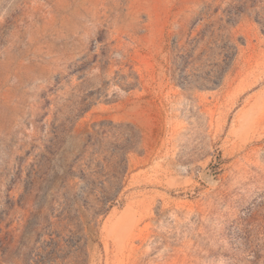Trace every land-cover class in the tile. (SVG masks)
Here are the masks:
<instances>
[{
    "label": "rangeland",
    "instance_id": "rangeland-1",
    "mask_svg": "<svg viewBox=\"0 0 264 264\" xmlns=\"http://www.w3.org/2000/svg\"><path fill=\"white\" fill-rule=\"evenodd\" d=\"M262 26L264 0H0V264H264Z\"/></svg>",
    "mask_w": 264,
    "mask_h": 264
},
{
    "label": "trees",
    "instance_id": "trees-1",
    "mask_svg": "<svg viewBox=\"0 0 264 264\" xmlns=\"http://www.w3.org/2000/svg\"><path fill=\"white\" fill-rule=\"evenodd\" d=\"M262 32L264 33V27L262 26ZM117 149L120 151V150H123V148H121V147H117ZM126 168H127V166H125V170H126ZM125 170H123V171H125ZM77 251H78V253H82L83 254V256L86 258V254H85V252H84V250H80V249H77ZM83 251V252H82Z\"/></svg>",
    "mask_w": 264,
    "mask_h": 264
}]
</instances>
